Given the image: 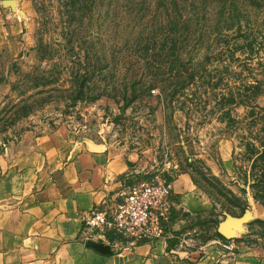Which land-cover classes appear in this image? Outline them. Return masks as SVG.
<instances>
[{"label":"rangeland","instance_id":"rangeland-1","mask_svg":"<svg viewBox=\"0 0 264 264\" xmlns=\"http://www.w3.org/2000/svg\"><path fill=\"white\" fill-rule=\"evenodd\" d=\"M61 123L190 178L156 241L264 248V0H0V158Z\"/></svg>","mask_w":264,"mask_h":264},{"label":"crops","instance_id":"crops-1","mask_svg":"<svg viewBox=\"0 0 264 264\" xmlns=\"http://www.w3.org/2000/svg\"><path fill=\"white\" fill-rule=\"evenodd\" d=\"M145 174L132 153L81 141L66 124L25 131L0 158V264H264V248L234 253L166 240L109 253L88 246L82 217ZM171 188L178 211L204 203L186 175ZM184 223L178 217L173 226Z\"/></svg>","mask_w":264,"mask_h":264},{"label":"built area","instance_id":"built-area-1","mask_svg":"<svg viewBox=\"0 0 264 264\" xmlns=\"http://www.w3.org/2000/svg\"><path fill=\"white\" fill-rule=\"evenodd\" d=\"M144 177L82 217L85 241L101 240L120 250L162 237L172 210L171 184L164 178Z\"/></svg>","mask_w":264,"mask_h":264},{"label":"water","instance_id":"water-1","mask_svg":"<svg viewBox=\"0 0 264 264\" xmlns=\"http://www.w3.org/2000/svg\"><path fill=\"white\" fill-rule=\"evenodd\" d=\"M230 230L227 228L226 224L223 223L219 226V232L223 236H229L232 235V232H229ZM88 246L94 248L95 250L101 252V253H109L110 248L109 246L105 245L101 240H98L97 242L88 241Z\"/></svg>","mask_w":264,"mask_h":264},{"label":"bare ground","instance_id":"bare-ground-1","mask_svg":"<svg viewBox=\"0 0 264 264\" xmlns=\"http://www.w3.org/2000/svg\"><path fill=\"white\" fill-rule=\"evenodd\" d=\"M231 229V228H230Z\"/></svg>","mask_w":264,"mask_h":264}]
</instances>
